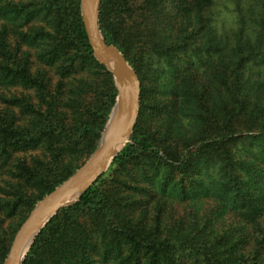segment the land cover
<instances>
[{"label":"trees","instance_id":"obj_1","mask_svg":"<svg viewBox=\"0 0 264 264\" xmlns=\"http://www.w3.org/2000/svg\"><path fill=\"white\" fill-rule=\"evenodd\" d=\"M213 4L100 0L104 41L139 76V116L22 264H264V88L243 72L258 48L239 33L217 70ZM0 87L22 91L0 112V215L23 221L94 150L115 104L80 0H0ZM8 247L0 236V264Z\"/></svg>","mask_w":264,"mask_h":264},{"label":"water","instance_id":"obj_2","mask_svg":"<svg viewBox=\"0 0 264 264\" xmlns=\"http://www.w3.org/2000/svg\"><path fill=\"white\" fill-rule=\"evenodd\" d=\"M100 0H80L81 18L93 56L115 82L117 96L101 139L88 159L30 212L15 235L3 264H22L40 230L58 212L75 202L106 171L117 152L128 142L139 116L140 91L136 73L118 49L107 44L99 29ZM119 145H122L119 147ZM77 193L76 196L74 194ZM38 227L30 242L28 236Z\"/></svg>","mask_w":264,"mask_h":264},{"label":"rangeland","instance_id":"obj_3","mask_svg":"<svg viewBox=\"0 0 264 264\" xmlns=\"http://www.w3.org/2000/svg\"><path fill=\"white\" fill-rule=\"evenodd\" d=\"M213 1H214V4H213L212 9H211V26H212L213 32L216 36V39L219 42L220 55H222V57L221 58H219V57L213 58L212 60H209V62H212V63L215 62L214 65H216L215 67L217 70L222 69V65L220 64L219 60H223V58L227 54H229V55L231 54V53H229L231 50L237 48V44H239L238 36L240 33V35L242 37L241 42L243 44L246 42V44H248L249 46L254 47V48H258L255 51L254 60L252 62L246 64V66L243 69L244 70L243 72H244L245 76H249V79H250L249 82L251 84V88L256 89V88L262 87V86L264 88V61H263L264 60V0H213ZM166 4H168V3H166ZM258 38L261 39V42H256V39H258ZM182 60H184V59H182ZM128 65L132 68V66L129 63H128ZM208 66L203 67V66H200L199 64L194 65V66H192V70H193L192 72H193V74H195L196 76H198L202 79L204 78L205 74L207 76L210 75L212 78L213 72L210 68H208ZM106 70L108 72H110L107 68H106ZM133 71L135 72L134 69H133ZM136 76H137V79L139 82V91H140V96H141V82H140L139 76L137 74H136ZM112 80H113V77H112ZM206 82H207L208 87H211L214 84L208 80ZM113 84H114V87L116 89L114 80H113ZM21 92L22 91H20V90L18 91L17 89L0 87V112L1 111L3 112L6 110V106H7L5 103L6 99L11 98L14 94L19 95ZM116 93H117V91H116ZM263 93H264V90H263ZM24 94H26V92ZM108 118H109V116H108ZM106 124H107V121L104 125V128L100 134L98 141L96 142V146H95L94 150L96 149V147H97V145L101 139V135L105 129ZM182 134L186 137H189V138L192 137V135H193V133L190 129H188V130L186 129L185 132H182ZM128 142H129V140H128ZM128 142H126L125 145ZM123 147L118 152H120L123 149ZM93 151L89 154V156L93 153ZM88 157L85 160H83V162L80 164V166L88 159ZM110 165H111V163L109 164V166L107 167V169L104 173L107 172ZM47 195L43 196L40 200H38L35 203L33 208L25 215V218L23 219V221H21V217H19L17 214L14 216H11L10 218L5 217L3 214L0 215V236L4 239V242H6L7 244L9 243L8 252H9V249H10L12 243H13L15 235L18 232V230L20 229L21 225L27 219L30 212L35 208V206L41 200H43ZM6 257H7V255H6ZM5 258L3 259L1 264L4 263Z\"/></svg>","mask_w":264,"mask_h":264},{"label":"bare ground","instance_id":"obj_4","mask_svg":"<svg viewBox=\"0 0 264 264\" xmlns=\"http://www.w3.org/2000/svg\"><path fill=\"white\" fill-rule=\"evenodd\" d=\"M122 145H119V147H121ZM77 195V193H75L74 194V196H76ZM37 229H38V227H36L35 229H34V231L28 236V242H30V240L32 239V237L34 236V234L37 232Z\"/></svg>","mask_w":264,"mask_h":264}]
</instances>
